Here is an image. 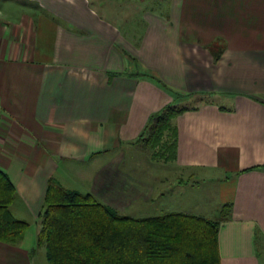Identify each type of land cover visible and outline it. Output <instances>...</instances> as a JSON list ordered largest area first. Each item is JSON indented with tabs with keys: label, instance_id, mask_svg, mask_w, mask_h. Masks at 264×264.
<instances>
[{
	"label": "crops",
	"instance_id": "crops-1",
	"mask_svg": "<svg viewBox=\"0 0 264 264\" xmlns=\"http://www.w3.org/2000/svg\"><path fill=\"white\" fill-rule=\"evenodd\" d=\"M173 90L193 94L175 155L139 178ZM0 171L30 223L0 264H48L51 177L134 217L220 221L221 264H264V0H0Z\"/></svg>",
	"mask_w": 264,
	"mask_h": 264
},
{
	"label": "trees",
	"instance_id": "trees-1",
	"mask_svg": "<svg viewBox=\"0 0 264 264\" xmlns=\"http://www.w3.org/2000/svg\"><path fill=\"white\" fill-rule=\"evenodd\" d=\"M192 95L173 90L174 101L150 116L137 141L142 149L160 147L165 161L174 157L173 118L193 108L181 104ZM15 193L10 177L0 171V241L8 243L17 242L30 227L10 209ZM230 207L225 205L224 213ZM220 226V221L182 212L123 214L94 194L68 189L51 177L38 245L46 246L48 264H221Z\"/></svg>",
	"mask_w": 264,
	"mask_h": 264
},
{
	"label": "rangeland",
	"instance_id": "rangeland-1",
	"mask_svg": "<svg viewBox=\"0 0 264 264\" xmlns=\"http://www.w3.org/2000/svg\"><path fill=\"white\" fill-rule=\"evenodd\" d=\"M165 138H169V137L166 136ZM160 145L162 146V144H160ZM158 154H159V156H158ZM161 155H162V150H160V147H156V148H153V149L151 148V149L147 150V152L145 153V155H141V159H139L138 162H140L142 164L148 162V164L151 165V168L149 167L150 169H148L144 164L143 165H140V167H139L140 173L138 174L139 178L145 179L147 177H151L152 176L153 169H154L153 167L159 168L160 169V173L163 172L161 169L164 168L163 166H164L165 163H164V158H162ZM142 156H144V157H142ZM129 161L130 160L128 159L127 162H129ZM134 171H136V169H134ZM131 181H133V180H131ZM143 184L146 185V183H143ZM135 202H133L130 199L127 200L128 207H126L125 209H129V207H130L129 206V203L130 204L131 203L133 204ZM172 202L175 203L176 201L173 200ZM142 204H143L142 206L145 207L146 204L145 203H142ZM117 210L122 213L121 210H119V209H117ZM133 211H135V210L133 209ZM133 211H130L129 214L132 215V213H135ZM142 217H144V216H142Z\"/></svg>",
	"mask_w": 264,
	"mask_h": 264
}]
</instances>
